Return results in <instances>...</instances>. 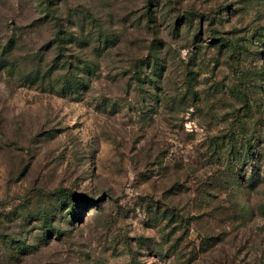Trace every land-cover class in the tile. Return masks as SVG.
Wrapping results in <instances>:
<instances>
[{"label":"rangeland","instance_id":"374dc122","mask_svg":"<svg viewBox=\"0 0 264 264\" xmlns=\"http://www.w3.org/2000/svg\"><path fill=\"white\" fill-rule=\"evenodd\" d=\"M55 5L54 29L36 0H0L11 62L59 60L68 31L96 65L64 96L0 71V264H264V0ZM189 71L202 101L171 108Z\"/></svg>","mask_w":264,"mask_h":264},{"label":"trees","instance_id":"16d2710c","mask_svg":"<svg viewBox=\"0 0 264 264\" xmlns=\"http://www.w3.org/2000/svg\"><path fill=\"white\" fill-rule=\"evenodd\" d=\"M36 2H37L38 12L40 14V22L42 25L48 26V24L50 25L51 24L50 22H52L54 29L55 26L62 27V23L60 22V20L56 21L54 25V21L57 19L55 0H36ZM155 6L156 4L154 1H150L149 4L146 6L147 12H145V14L143 15L145 20H147L148 22L153 18L156 20L157 13L155 10L156 9ZM67 33L68 31L62 33L63 35L61 34V32L56 33V39H55V43L53 44V47L55 46L54 48L57 51L59 60L48 62L50 58L48 57L46 59V67H43L42 63H39L37 66L31 67V69H26L25 66L23 67V64H21L17 59L14 62H11L10 59L8 58L10 55L15 54L13 52V49L16 48V44L15 42L13 43L11 41L8 42V44L5 47H3V49H1L0 55L2 58L5 59V61L0 71L7 72L9 74H12L14 77H18L23 83H28L30 85H37L47 90L49 89L50 90L49 92H54L62 96L80 93L83 86L86 85V80L88 76H92L95 74L96 65L83 59H79V58L77 59L75 57L71 59L70 56L65 53L66 47L64 44L70 43L69 39H67L66 37ZM87 40L88 38L80 39V37L78 36H76L75 38L74 37L71 38V41L78 43V45H81L83 42L87 44L88 43ZM224 44L226 43H222L221 47H223ZM158 59L159 57L156 55V63ZM194 77H196V73L194 71H189L184 81L185 84L184 87L186 88L185 95H183L180 100H177L178 97L169 96L165 103H168V105L171 108L180 106L184 104V99H187V97L190 96V94L194 96L195 101L201 100L200 92L195 88V84L193 83V81L195 80ZM233 139L234 137H231L228 142L232 143ZM253 147H254V139H248V141L245 143V147H243L242 151H239V154L243 156V153L246 151V154L249 155ZM60 192L63 191L60 190ZM63 197H65V200L66 199L69 200L68 199L69 193L63 192L61 198ZM71 207L75 208L73 205L70 204L69 208ZM52 210H55L53 216L54 218H57L58 213L56 212V210L58 209H52ZM62 210H63L62 212L69 210L68 211L69 217L70 215L71 217H73L72 219H70L69 223L71 225H74L75 220L77 218L76 209H66V210L62 209ZM44 215H45L44 218L46 219L47 222L49 220L48 217L49 211L45 210ZM67 217L66 215L63 216L60 219V222L66 224L68 221ZM49 226L50 227H48L47 230L45 231L46 239L50 234H53V237L55 238H60V237H65L68 233V230L64 229V227H54L51 224H49Z\"/></svg>","mask_w":264,"mask_h":264}]
</instances>
